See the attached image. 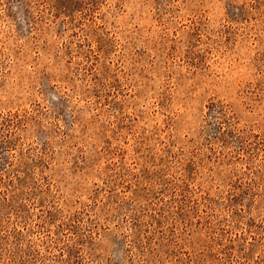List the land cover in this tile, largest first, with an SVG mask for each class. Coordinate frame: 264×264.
Wrapping results in <instances>:
<instances>
[{"label": "rangeland", "instance_id": "obj_1", "mask_svg": "<svg viewBox=\"0 0 264 264\" xmlns=\"http://www.w3.org/2000/svg\"><path fill=\"white\" fill-rule=\"evenodd\" d=\"M0 264H264V0H0Z\"/></svg>", "mask_w": 264, "mask_h": 264}]
</instances>
